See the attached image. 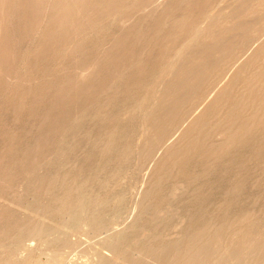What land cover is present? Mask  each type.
<instances>
[{
	"label": "rangeland",
	"instance_id": "rangeland-1",
	"mask_svg": "<svg viewBox=\"0 0 264 264\" xmlns=\"http://www.w3.org/2000/svg\"><path fill=\"white\" fill-rule=\"evenodd\" d=\"M76 1L0 0L2 259L92 264L105 235L135 215L151 174L158 185L147 224L157 242L176 241L187 223L178 218L189 215L195 227L208 222L201 231L211 236L210 252L194 264H264V0ZM76 177L80 191L100 200L82 193L80 207L43 214ZM82 200L96 205L87 203L84 215L102 209L97 225L78 214ZM250 236L252 254L231 247Z\"/></svg>",
	"mask_w": 264,
	"mask_h": 264
},
{
	"label": "bare ground",
	"instance_id": "bare-ground-1",
	"mask_svg": "<svg viewBox=\"0 0 264 264\" xmlns=\"http://www.w3.org/2000/svg\"><path fill=\"white\" fill-rule=\"evenodd\" d=\"M55 1V0H54ZM74 1V0H73ZM140 1V0H139ZM158 1V0H157ZM77 3H78V7H80V4H82L83 2H82V0H77L76 1ZM89 2V1H88ZM87 2V3H88ZM94 2V1H93ZM109 2V1H108ZM130 2V1H129ZM135 2V1H134ZM137 2V1H136ZM135 2V3H136ZM146 2V1H145ZM144 2V3H145ZM253 2V1H252ZM56 3V2H55ZM139 3V2H138ZM155 3H156V1H155ZM157 3H160V2H157ZM59 4V3H58ZM65 4H66V2H65ZM64 4V5H65ZM94 4V3H93ZM92 4V5H93ZM142 4V3H141ZM90 5V4H89ZM88 5V6H89ZM139 5V4H138ZM149 5V4H148ZM160 5V4H159ZM114 6V5H113ZM141 6V5H140ZM139 6V7H140ZM47 7V6H46ZM83 7V6H82ZM149 7V6H148ZM157 7V6H156ZM76 8V7H75ZM85 8V7H84ZM87 8V7H86ZM134 8V7H133ZM140 8H142V6L140 7ZM57 9V8H56ZM95 9H96V7H95ZM83 10V9H82ZM90 10V9H89ZM89 10L87 11V12H89ZM1 11V10H0ZM84 11V10H83ZM93 11H94V8H93ZM46 12V11H45ZM77 12H79V11H77ZM82 12V11H81ZM86 12V13H87ZM97 13V12H96ZM10 14V13H9ZM34 15H35V13H34ZM78 15V14H77ZM108 15V14H107ZM43 16H45V15H43ZM88 16V15H87ZM92 16V15H91ZM100 16H102V15H100ZM89 17V16H88ZM174 17V16H173ZM61 18V17H60ZM101 18V17H100ZM161 18V17H160ZM44 19V18H43ZM88 19V18H87ZM28 20V19H27ZM30 20V19H29ZM164 20H166V18H164ZM252 20V19H251ZM2 21V20H1ZM9 21V20H8ZM34 21V20H33ZM85 21V20H84ZM29 22V21H28ZM92 22V21H91ZM68 23V22H67ZM106 23V22H105ZM107 23H108V21H107ZM120 23V22H119ZM66 24V23H65ZM64 24V25H65ZM70 24V23H69ZM73 24V23H72ZM79 24V23H78ZM110 24V23H109ZM140 25V24H139ZM179 25V24H178ZM79 26V25H78ZM68 28V27H67ZM92 28V27H91ZM38 29V28H37ZM107 29V28H106ZM76 30V29H75ZM87 30V29H86ZM195 31H196V29H195ZM200 31V30H199ZM38 32V31H37ZM79 32H80V30H79ZM202 32V30L200 31V33ZM239 32V31H238ZM78 33V32H77ZM197 33V32H196ZM13 34V33H12ZM91 34V33H90ZM93 34V33H92ZM106 34H108V33H106ZM121 34V33H120ZM199 34V33H198ZM233 34V33H232ZM33 35V34H32ZM93 35H95V34H93ZM118 35V34H117ZM183 35V34H182ZM34 36V35H33ZM107 36V35H106ZM122 36V35H121ZM11 37V36H10ZM9 37V38H10ZM74 37V36H73ZM72 37V39H74ZM76 37V36H75ZM79 37H82V36H79ZM86 37V36H85ZM167 37V36H166ZM17 38V37H16ZM34 38V37H33ZM33 38H32V40H33ZM109 38V37H108ZM121 38V37H120ZM71 39V40H72ZM118 39V38H117ZM17 40V39H16ZM37 40V39H36ZM70 40V41H71ZM83 40H84V38H83ZM136 40V39H135ZM69 41V40H68ZM69 41V42H70ZM77 41H79V38H78V40ZM99 41V40H98ZM65 42V41H64ZM73 42V41H72ZM31 43V42H30ZM29 42H28V44H30ZM45 44V43H44ZM94 43H92V45H93ZM34 45V44H33ZM43 45V44H42ZM65 45V44H64ZM99 45V44H98ZM111 45V44H110ZM96 46V45H95ZM33 47V46H32ZM109 47V46H108ZM112 47V46H111ZM53 48V47H52ZM107 48V47H106ZM72 49V48H71ZM74 49V48H73ZM96 49V48H95ZM144 49V48H143ZM28 50H30L29 48H28ZM97 50V49H96ZM95 50V51H96ZM230 50V49H229ZM35 51V50H34ZM36 51H39V50H36ZM47 51V50H46ZM101 51H102V49H101ZM100 51V52H101ZM133 51V50H132ZM249 51V50H248ZM247 51V52H248ZM52 52V51H51ZM103 52V51H102ZM142 52V51H141ZM57 53V52H56ZM70 53V52H69ZM113 53V52H112ZM176 53V49H175V52H174V54ZM254 53V52H253ZM252 53V54H253ZM95 54V53H94ZM93 54V55H94ZM99 54V53H98ZM96 55V54H95ZM106 55V54H105ZM136 55V54H135ZM224 55V54H223ZM54 56V55H53ZM87 56H89V55H87ZM101 56H103V55H101ZM111 55H108V57L107 58H109ZM113 56V55H112ZM111 56V57H112ZM36 57H38L37 55H36ZM95 57V56H94ZM110 57V58H111ZM45 58V57H44ZM43 58V59H44ZM59 58V57H58ZM71 58V57H70ZM91 58V57H90ZM104 58V57H103ZM43 59H42V61H43ZM74 59V58H73ZM96 59V58H95ZM106 59V58H105ZM178 59V58H177ZM256 59V58H255ZM54 60V59H53ZM80 60V59H79ZM111 60V59H110ZM29 61V60H28ZM31 61V60H30ZM35 61H36V59H35ZM47 61V60H46ZM55 61H56V59H55ZM76 61V60H75ZM89 61H91V60H89ZM122 61V60H121ZM231 61V60H230ZM26 62V61H25ZM40 62V61H39ZM45 62V61H44ZM48 62V61H47ZM51 62V61H50ZM77 62V61H76ZM94 61H92V63H93ZM122 62H124V61H122ZM172 62V61H171ZM174 62V61H173ZM183 62V61H182ZM239 62V61H238ZM4 63V62H3ZM46 63V62H45ZM54 63V62H53ZM52 63V64H53ZM59 63H60V61H59ZM69 63H71L70 61H69ZM108 63H109V61H108ZM132 63V62H131ZM40 64H41V62H40ZM66 64V63H65ZM103 64V63H102ZM112 64V63H111ZM251 64V63H250ZM22 65H23V63H22ZM36 65V64H35ZM44 65V64H43ZM50 65V64H49ZM71 66H73V64H70ZM75 65V64H74ZM96 65V64H95ZM94 65V66H95ZM101 65V64H100ZM125 65V64H124ZM130 65V64H129ZM234 65V64H233ZM232 65V66H233ZM16 66V65H15ZM30 66V65H29ZM42 66V65H41ZM46 66H47V64H46ZM53 66V65H52ZM76 66H78V65H76ZM90 66H92V65H90ZM104 65H102V67H103ZM106 66V65H105ZM250 66V65H249ZM40 67V66H39ZM51 67V66H50ZM55 67V66H54ZM54 67H52V68H54ZM112 67V66H111ZM115 67V66H114ZM113 67V68H114ZM122 67V66H121ZM3 68V67H2ZM44 68V67H43ZM48 68V67H47ZM65 68V67H64ZM91 68V67H90ZM112 68V69H113ZM22 69V68H21ZM61 69V68H60ZM79 69V68H78ZM121 69H123V67L121 68ZM257 69V68H256ZM18 70V69H17ZM16 70V71H17ZM23 70V69H22ZM40 70V69H39ZM63 70V69H62ZM118 70V69H117ZM15 71V72H16ZM35 71V70H34ZM64 71V70H63ZM65 71H66V69H65ZM80 71H81V69H80ZM89 71H90V69H89ZM93 71V70H92ZM253 71V70H252ZM39 72V71H38ZM54 72V71H53ZM59 72V71H58ZM88 72V71H87ZM96 72V71H95ZM123 72V71H122ZM254 72V71H253ZM253 72H252V74H253ZM27 73V72H26ZM65 73V72H64ZM84 73H85V70H84ZM99 73V72H98ZM108 73V72H107ZM111 73V72H110ZM118 73V72H117ZM124 73V72H123ZM170 73V72H169ZM35 74V73H34ZM168 74V73H167ZM227 74V73H226ZM255 74V73H254ZM64 75V74H63ZM67 75V74H66ZM78 75H80V74H78ZM87 75V74H86ZM85 75V76H86ZM90 75H91V73H90ZM113 75V74H112ZM118 75H120V74H118ZM117 75V76H118ZM171 74H169L168 76H170ZM27 76V75H26ZM31 76V75H30ZM93 76V75H92ZM7 77H9V76H7ZM15 77V76H14ZM13 77V78H14ZM25 77V76H24ZM68 77H70V76H68ZM97 77V76H96ZM261 77H262V75H261ZM59 78V77H58ZM86 78V77H85ZM232 78V77H231ZM245 78V77H244ZM1 79V78H0ZM28 79H30V78H28ZM60 79V78H59ZM94 79H96V78H94ZM184 79H185V76H184ZM188 79V78H187ZM246 79V78H245ZM17 80V79H16ZM27 80V79H26ZM61 80H62V78H61ZM64 80V79H63ZM88 80V79H87ZM93 81V80H92ZM110 81V80H109ZM221 81V80H220ZM4 82H5V80H4ZM23 82V81H22ZM21 82V83H22ZM63 82V81H62ZM78 82V81H77ZM6 83V82H5ZM69 83V82H68ZM80 83V82H79ZM132 83H134V82H132ZM7 84V83H6ZM78 84V83H77ZM4 85V84H3ZM17 85V84H16ZM63 85V84H62ZM82 85V84H81ZM176 85V84H175ZM12 86V85H11ZM60 86H61V84H60ZM90 86V85H89ZM217 86V85H216ZM242 86V85H241ZM243 86H245V84L243 85ZM253 86H255V85H253ZM82 87V86H81ZM136 87V86H135ZM218 87V86H217ZM224 87V86H223ZM260 87V86H259ZM73 88V87H72ZM71 88V89H72ZM76 88H77V86H76ZM84 88V87H83ZM117 88H119V87H117ZM256 88V87H255ZM82 89V88H81ZM108 89V88H107ZM218 89V88H217ZM237 89V88H236ZM10 90V89H9ZM8 90V91H9ZM20 90V89H19ZM18 90V91H19ZM68 90V89H67ZM134 90V89H133ZM211 90V89H210ZM216 90V89H215ZM224 90V89H223ZM11 91V90H10ZM17 91V92H18ZM219 91V90H218ZM246 91V90H245ZM258 91H260V90H258ZM111 92H114V91H111ZM15 93V92H14ZM21 93V92H20ZM64 93H66V92H64ZM89 93V92H88ZM212 93H213V91H212ZM0 94H2V93H0ZM19 94V93H18ZM67 94V93H66ZM80 94V93H79ZM127 94V93H126ZM207 94V93H206ZM76 95H77V93H76ZM85 95V94H84ZM89 95V94H88ZM212 95V94H211ZM210 94H209V96H211ZM11 96V95H10ZM10 96H9V98H10ZM41 96V95H40ZM44 96V95H43ZM207 96V95H206ZM12 97H14V96H12ZM42 97V96H41ZM93 97V96H92ZM95 97H96V95H95ZM239 97V96H238ZM99 98V97H98ZM120 98V97H119ZM131 98V97H130ZM208 98V97H207ZM243 98V97H242ZM12 99V98H11ZM76 99V98H75ZM14 100V99H13ZM61 100V99H60ZM128 100V99H127ZM154 100V99H153ZM244 100V99H243ZM247 100V99H246ZM75 101H77V99L75 100ZM78 101H80L79 99H78ZM12 102V101H11ZM60 102V101H59ZM62 102V101H61ZM64 102V101H63ZM92 102H94V101H92ZM206 102V101H205ZM205 102H203V103H205ZM79 103V102H78ZM202 103V104H203ZM14 104V103H13ZM65 104V103H64ZM103 104V103H102ZM210 104V103H209ZM208 104V105H209ZM246 104H249V105H252V103H242L241 105H242V107H244V108H246L247 107V105ZM19 105H21V103L19 104ZM18 105V106H19ZM32 105V104H31ZM50 105V104H49ZM78 105V104H77ZM87 105V104H86ZM94 105V104H93ZM99 105V104H98ZM161 105V104H160ZM54 106V105H53ZM114 106V105H113ZM149 106V105H148ZM182 106V105H181ZM23 107V106H22ZM120 107V106H119ZM200 107H201V105H200ZM14 108H16V107H14ZM33 108H35V107H33ZM81 108H82V106H81ZM95 108V107H94ZM118 108V107H117ZM241 108V107H240ZM23 109H25V108H23ZM84 109V108H83ZM82 109V110H83ZM96 109V108H95ZM97 110V109H96ZM120 110V109H119ZM151 110V109H150ZM172 110V109H171ZM196 110H197V108H196ZM14 111V110H13ZM104 111V110H103ZM73 112V111H72ZM75 112H77V111H75ZM79 112V111H78ZM83 112V111H82ZM87 112V111H86ZM89 112H91V111H89ZM88 112V113H89ZM116 112V111H115ZM189 112V111H188ZM197 112V111H196ZM18 113V112H17ZM20 113V112H19ZM18 113V114H19ZM84 113V112H83ZM97 113V112H96ZM195 113V112H194ZM218 113H220V112H218ZM243 113V112H242ZM58 114V113H57ZM110 114V113H109ZM143 114V113H142ZM141 114V115H142ZM262 114V113H261ZM61 115V114H60ZM92 115V114H91ZM95 115V114H94ZM113 115H114V113H113ZM193 115V114H192ZM67 116V115H66ZM86 116V115H85ZM99 116V115H98ZM135 116V115H134ZM235 116V115H234ZM247 116V115H246ZM260 116V115H259ZM35 117V116H34ZM74 117V116H73ZM94 117V116H93ZM114 117V116H113ZM143 117V116H142ZM176 117V116H175ZM185 117V116H184ZM84 118V117H83ZM117 118V117H116ZM249 118V117H248ZM93 119V118H92ZM97 119V118H96ZM103 119V118H102ZM70 120V119H69ZM72 120V119H71ZM104 120H105V117H104ZM189 120V119H188ZM219 120V119H218ZM217 120V121H218ZM62 121V120H61ZM113 121V120H112ZM118 121V120H117ZM114 122V121H113ZM202 122V121H201ZM209 122V121H208ZM62 123V122H61ZM65 123V122H64ZM234 123V122H233ZM70 124V123H69ZM141 124V123H140ZM68 125V124H67ZM89 125V124H88ZM145 125V124H144ZM152 125V124H151ZM156 125V124H155ZM63 126V125H62ZM81 126V125H80ZM107 126V125H106ZM116 126V125H115ZM214 126V125H213ZM35 127V126H34ZM37 127V126H36ZM88 127V126H87ZM112 127V126H111ZM120 127V126H119ZM182 127V126H181ZM57 128V127H56ZM195 128V127H194ZM89 129V128H88ZM96 129V128H95ZM102 129V128H101ZM105 129V128H104ZM230 129V128H229ZM98 130V129H97ZM145 130V129H144ZM143 130V131H144ZM216 130V129H215ZM253 130V129H252ZM66 131V130H65ZM92 131V130H91ZM94 131V130H93ZM175 131V130H174ZM199 131V130H198ZM14 132V131H13ZM46 132V131H45ZM62 132V131H61ZM74 132V131H73ZM78 132V131H77ZM111 132V131H110ZM140 132H141V130H140ZM145 132V131H144ZM39 133V132H38ZM75 133V132H74ZM81 133H83V132H81ZM81 133H79L80 135H81ZM96 133V132H95ZM103 133V132H102ZM108 133V132H107ZM48 134H50V133H48ZM58 134H59V132H58ZM77 134V133H76ZM94 134V133H93ZM101 134V133H100ZM106 134V133H105ZM115 134V133H114ZM119 134V133H118ZM40 135V134H39ZM142 135H143V133H142ZM160 135H162V134H160ZM232 135H233V133H232ZM88 136V135H87ZM104 136V135H103ZM107 136V135H106ZM113 136V135H112ZM115 136V135H114ZM36 137V136H35ZM42 137V136H41ZM92 137V136H91ZM138 137V136H137ZM159 137V136H158ZM94 138V137H93ZM117 138V137H116ZM139 138V137H138ZM49 139V138H48ZM143 139V138H142ZM157 139V138H156ZM169 139H170V137H169ZM37 140H39V139H37ZM104 140L105 139H103V142H104ZM137 141V140H136ZM168 141V140H167ZM28 142H29V140H28ZM27 142V143H28ZM45 142V141H44ZM64 142V141H63ZM89 142V141H88ZM138 142V141H137ZM154 142V141H153ZM170 141H168L167 143H169ZM146 143V142H145ZM164 143V142H163ZM167 143L165 144L166 146H167ZM138 144V143H137ZM142 144V143H141ZM156 144V143H155ZM116 145V144H115ZM143 145V144H142ZM157 145H158V143H157ZM163 145V144H162ZM238 145V144H237ZM31 146V145H30ZM96 146V145H95ZM136 146V145H135ZM161 146V145H160ZM24 147V146H23ZM239 147V146H238ZM143 148V147H142ZM15 149V148H14ZM139 149V148H138ZM16 150V149H15ZM28 150V149H27ZM162 150V149H161ZM189 150V149H188ZM18 151V150H17ZM25 151V150H24ZM227 152V151H226ZM89 153V152H88ZM173 153V152H172ZM180 154V153H179ZM168 155V154H167ZM1 156V155H0ZM16 156V155H15ZM156 156V155H155ZM177 156V155H176ZM210 156H211V154H210ZM181 157V156H180ZM92 158V157H91ZM153 158V157H152ZM151 158V159H152ZM26 159V158H25ZM90 159V158H89ZM97 159V158H96ZM155 158H153V160H154ZM20 160V159H19ZM94 160V159H93ZM155 161V160H154ZM160 161V160H159ZM24 162V161H23ZM153 163V162H152ZM162 164V163H161ZM24 165V164H23ZM29 165V164H28ZM163 165V164H162ZM153 166V165H152ZM25 167V166H24ZM159 170V169H158ZM164 170H166V169H164ZM152 171V170H151ZM189 171V170H188ZM187 171V172H188ZM210 171V170H209ZM224 172V171H223ZM74 173V172H73ZM225 173V172H224ZM102 174V173H101ZM187 174V173H186ZM56 175V174H55ZM64 175V174H63ZM196 175V174H195ZM236 175V174H235ZM234 176V175H233ZM56 177V176H55ZM174 177V176H173ZM232 177V176H231ZM236 177H237V175H236ZM151 174H150V176H147L146 175V178L145 179H143L142 181H141V186H140V189L138 190V192H137V195H136V197H135V199H134V201H133V203H132V208H131V214L132 213H134L135 212V215L133 216V217H131V219H130V222L129 223H126L125 225H123L122 227H121V229H118V230H114V231H112V232H109V233H107L106 235H105V237H104V239H103V243H102V245L100 246V248L99 249H97V251L94 253V255H93V257H92V264H194L196 261H198L199 259V257L201 258V257H203L202 255H201V251L202 250H204V249H207V252L205 253V254H207L208 252H210V245H211V236L209 235V234H207V233H205L204 231H201V229H204L205 228V226L207 225L208 226V222L206 223V224H203V225H201V226H196L195 227V225H193L192 223H191V220L193 219L191 216H189V215H180L179 216V221L182 223V222H184V223H186V224H184V230L183 231H181L180 233H179V235L177 236V238L178 239H180V238H182L183 240H185V242H184V244H178V242H179V240L177 239L176 241H174V242H171V243H164L163 241L162 242H157L156 240H155V234H153L152 233V230H151V227L147 224V219H148V217H149V215H147V212H148V210H150V205H151V198H150V191H151V189L152 188H156L157 187V185L158 184H154L155 182L152 180L151 181ZM51 180V179H50ZM76 180H77V177L76 178H73V180L71 179V178H69L68 179V182L65 184L64 182V186H63V188H61V190L59 191V192H56V193H53V198H52V200H50L51 202H48V203H45L44 205H43V211H44V209H45V212L43 213V214H46V213H48L47 211H51V212H53V211H62L63 212V214H64V211L63 210H67V213L70 211V209H73L74 207H76V206H78V200L79 199H81V196H82V198H86V197H84V195L85 194H89L90 195V197H94L92 194H90L91 193V191L88 193V191H87V193L85 192V194H84V192H82V191H80V185H77V182H76ZM53 182L55 181V180H52ZM182 182V181H181ZM176 183H178V182H176ZM53 184H55V183H53ZM182 184H183V182H182ZM1 185V184H0ZM40 187V186H39ZM169 187V186H168ZM183 187V186H182ZM177 188V187H176ZM184 188V187H183ZM175 189L173 188V191H174ZM176 191V190H175ZM84 195H83V194ZM93 193H96V192H93ZM172 193V192H171ZM10 194V193H9ZM180 194H182L181 192H180ZM92 195V196H91ZM97 193H96V197H97ZM177 195V194H176ZM51 196V195H50ZM99 196V195H98ZM96 197H94V198H96ZM114 197V196H113ZM172 197H173V195H172ZM51 198V197H50ZM87 198H88V196H87ZM87 198H86V201H87ZM98 198V197H97ZM97 198H96V200H97ZM39 199V198H38ZM99 199V198H98ZM41 200V199H40ZM100 200V199H99ZM3 201H5V200H3ZM49 201V200H48ZM79 201H81V200H79ZM92 201H94V200H92ZM92 201H90L89 200V202H87V203H89V204H91L92 203ZM39 202H41V201H39ZM39 202H37V203H39ZM83 202V203H82ZM82 202H80V203H82V205H83V208H84V200H82ZM91 202V203H90ZM101 202L103 203L104 201H102L101 200ZM10 203V202H9ZM13 203V202H12ZM15 203V202H14ZM79 203V204H80ZM87 203L85 204L86 205V207L87 206H89V205H87ZM94 204H95V202H93ZM92 203V204H93ZM100 202L98 201V204H99ZM105 203V202H104ZM43 204V203H42ZM93 204V205H94ZM97 204V203H96ZM98 204H97V207H98ZM238 204V203H237ZM14 205V204H13ZM41 205V204H40ZM81 206V204L78 206V207H80ZM96 205H94V207H95ZM19 207V206H18ZM29 207V206H28ZM85 207V208H86ZM169 207H171V206H169ZM33 208H38V207H33ZM40 208V207H39ZM39 208H38V211H39ZM85 208L83 209V212H84V210H85ZM90 208V207H89ZM91 208H93L92 207V205H91ZM30 209V208H29ZM28 209V210H29ZM97 209V208H96ZM96 209L94 208L93 210L96 212ZM172 209V208H171ZM175 209V208H174ZM177 209H179V208H177ZM26 210V209H25ZM47 210V211H46ZM69 210V211H68ZM77 210L78 211H82V210H79V208H77ZM76 209L75 210H71V212H76L77 211ZM102 210V209H101ZM101 210H100V212H101ZM161 210V209H160ZM32 211H35L34 209L32 210ZM31 211V212H32ZM37 211V210H36ZM88 210L86 209V212H87ZM152 211V210H151ZM226 211V210H225ZM40 212H42L41 211V208H40ZM58 212V213H59ZM74 212H73V214H74ZM88 212H90V211H88ZM100 212H99V210H98V212H96V213H94L93 215L92 214H88V215H91V216H89L90 218H89V220H88V218H87V221H89V224H92V225H97L98 223H99V214H100ZM162 212V211H161ZM177 212V211H176ZM33 213H35V212H33ZM38 213V212H37ZM66 213V214H67ZM151 213V212H150ZM155 213V212H154ZM158 213V212H157ZM39 214V213H38ZM48 214H50V213H48ZM71 214V213H70ZM76 214V213H75ZM74 214V215H75ZM79 215L80 214H83L82 215V217L83 216H88V215H84L85 214V212L84 213H78ZM87 214V213H86ZM161 214V213H160ZM208 214V213H207ZM35 215V214H34ZM37 215V214H36ZM42 214H40V216H41ZM62 215V214H61ZM74 215H70L71 217L69 218V220L71 219V222H72V217L74 216ZM159 215V214H158ZM246 215V214H245ZM39 216V217H40ZM45 216H49V215H45ZM63 216H65V215H62V218H63ZM67 217H69V215H66ZM81 216V215H80ZM151 216V215H150ZM154 216V215H153ZM76 217V216H75ZM45 218V217H44ZM66 218V217H65ZM64 218V219H65ZM79 218V217H78ZM77 218V221L79 220ZM61 219V218H60ZM68 218H66V220H67ZM84 218H82V220H83ZM41 220H42V218H41ZM40 220V221H41ZM76 220V219H75ZM80 220H81V218H80ZM78 221V222H83V223H87V221H86V219H84L86 222H84V221ZM158 220V219H157ZM76 221V222H77ZM42 222V221H41ZM62 222V221H61ZM179 222V223H180ZM210 222V221H209ZM66 223H67V221H66ZM73 223H75V221H73ZM174 223H176V222H174ZM38 224H41L42 225V223H38ZM76 225H77V223H75ZM74 224V225H75ZM120 224V223H119ZM43 225H44V223H43ZM39 226V225H38ZM68 226H69V224H68ZM177 226H178V224H177ZM35 228H36V226H34ZM40 227H42V226H40ZM73 227V226H72ZM84 227V226H83ZM89 227V226H88ZM117 227V226H116ZM102 228V227H101ZM115 228V227H114ZM175 229H176V227H174ZM33 229V228H32ZM31 229V230H32ZM36 229H38V227L36 228ZM41 230H43L42 228H40ZM66 229V228H65ZM79 229V228H78ZM82 229V228H81ZM112 229V228H111ZM238 229H239V227H238ZM237 229V230H238ZM241 229V228H240ZM39 230V229H38ZM37 230V231H38ZM205 230V229H204ZM36 231V232H37ZM34 232H35V230H34ZM33 232V233H34ZM42 232L43 233H45L44 231H41V234H42ZM48 232V231H47ZM106 232V231H105ZM108 232V231H107ZM38 233H39V231H38ZM176 233V232H175ZM175 233H173V234H175ZM46 234V233H45ZM76 234V233H75ZM207 234V235H206ZM2 235H8V234H6V233H3L2 232V229H0V251H2ZM39 235H40V233H39ZM41 236H43V237H45L44 235H41ZM200 237V238H202L203 236H209V238H206L205 237V239H200V242H198V243H196V241L194 242V243H191V240L192 239H194L195 237ZM220 236V235H219ZM227 236V235H226ZM47 237V236H46ZM45 237V238H46ZM40 238V237H39ZM48 238V237H47ZM221 238V237H220ZM254 238H256V236L255 237H251L250 236V238H249V242H247V243H245V244H243V246L241 247V244H242V242H241V244H240V241L239 242H236L235 244H232L231 245V247H233L235 250H237V249H239V248H243L242 249V251H244V252H249V253H251L252 251H253V245H254ZM257 238H259V236H257ZM41 239V238H40ZM43 240V239H42ZM181 240V239H180ZM88 241V240H87ZM61 247V246H60ZM218 247V246H217ZM220 247V246H219ZM98 248V247H97ZM225 248V247H224ZM229 248V247H228ZM245 248V249H244ZM96 249V248H95ZM57 250V249H56ZM227 251V250H226ZM231 251V250H230ZM238 251H240V250H238ZM164 252H166V253H164ZM128 253H129V256H128ZM214 253V252H213ZM240 253V252H239ZM203 254V253H202ZM233 254V253H232ZM236 254V253H235ZM252 254V253H251ZM212 255V254H211ZM221 255V254H220ZM223 255H224V253H223ZM254 255V254H253ZM163 256H166L167 258H162ZM236 256H237V254H236ZM242 256V255H241ZM169 257V258H168ZM205 257V256H204ZM222 257V256H221ZM220 257V258H221ZM244 257V256H243ZM161 258L162 259H166V261H168V262H165V261H161ZM232 258V257H231ZM233 258H235V256L233 257ZM253 258V257H252ZM168 259V260H167ZM205 259V258H204ZM228 259V258H227ZM236 259H238V257L236 258ZM241 259V258H240ZM250 259V258H249ZM61 260V259H60ZM171 260V261H170ZM217 260V259H216ZM225 260V259H224ZM203 262H204V260H203ZM207 262V261H206ZM205 262V263H206ZM226 262H227V260H226ZM236 262V261H235ZM197 263V262H196ZM200 263H202V262H200ZM229 263V262H228ZM245 263V262H244ZM0 264H8L7 263V261H5V260H3L2 259V257L0 256ZM18 264V263H17ZM223 264H227V263H224L223 262ZM232 264V263H231ZM246 264V263H245Z\"/></svg>",
	"mask_w": 264,
	"mask_h": 264
}]
</instances>
